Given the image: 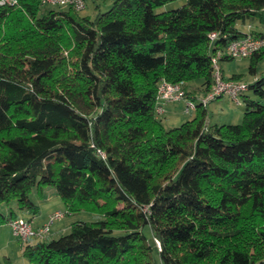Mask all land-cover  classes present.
<instances>
[{
  "label": "trees",
  "instance_id": "16d2710c",
  "mask_svg": "<svg viewBox=\"0 0 264 264\" xmlns=\"http://www.w3.org/2000/svg\"><path fill=\"white\" fill-rule=\"evenodd\" d=\"M171 1L112 0L94 17L0 5V224L18 211L31 221L30 193L48 186L68 214L98 217L23 243L31 264H264V48L249 56L239 123L210 124L198 104L164 128L154 112L161 79L204 94L217 51L264 36V0L156 11Z\"/></svg>",
  "mask_w": 264,
  "mask_h": 264
},
{
  "label": "rangeland",
  "instance_id": "374dc122",
  "mask_svg": "<svg viewBox=\"0 0 264 264\" xmlns=\"http://www.w3.org/2000/svg\"><path fill=\"white\" fill-rule=\"evenodd\" d=\"M112 0H86V7L79 11L81 15H89L90 17H94L98 11H104L110 7ZM184 3V0H175L168 2L156 9V11L167 10L170 8H174L180 6ZM44 8L53 9L58 8L55 5L45 4ZM241 27L240 24H238ZM250 63L249 57L242 58H230L227 60H220L219 66L222 74L226 76H230L232 74H237L240 76V79L243 81L251 82L253 80L254 75L249 73L248 66ZM257 75L264 77V59H261L256 65ZM191 83V82H189ZM188 88L190 84H187ZM190 89V88H189ZM250 97L257 98L252 90H248L246 92ZM264 101V99H262ZM184 104L183 101L170 102L165 104V112L159 116L161 120V124L164 128H172L175 126H179L181 123L191 120L194 117L195 111L185 112L183 110ZM243 103H235L233 100L229 99L226 96L218 97L213 101H210L206 106L207 118L210 124L214 123H239L242 119L243 115ZM173 169V168H171ZM164 173H170L168 167H164L156 172V178L159 180L162 179ZM47 189H51L54 192V197H49L48 201H40L41 198L37 196L35 191L30 193L31 200L38 205V213L42 215L45 214L46 210L54 205H60L62 200L57 195L55 190L48 186ZM11 206V204H10ZM9 207V206H8ZM12 207V206H11ZM15 212H17L15 207H12ZM7 210V205L0 204V211L5 213ZM98 217L87 211L76 212L73 215L66 214L61 217L59 220H56L52 226L54 227L56 232L51 234V237L56 238L65 232H68V228L66 231H59L61 228H57V223L59 222H69L73 220H96ZM52 231H53V227ZM144 234L150 239L151 235L149 233L148 227L145 226ZM36 239L32 238L31 242H34ZM0 264H31L26 260V258L22 254V242L16 239L12 233L10 228L6 224H0Z\"/></svg>",
  "mask_w": 264,
  "mask_h": 264
},
{
  "label": "built area",
  "instance_id": "2783aa9c",
  "mask_svg": "<svg viewBox=\"0 0 264 264\" xmlns=\"http://www.w3.org/2000/svg\"><path fill=\"white\" fill-rule=\"evenodd\" d=\"M16 3L17 0H0V5H13ZM41 3L57 7H70L76 11H81L86 7V0H41ZM209 36L213 38L215 33L212 32ZM262 48H264V36L246 34L230 41L225 49L217 51L211 57V87L206 93L197 95L196 97L187 96L183 81L170 82L166 79H161L158 82L155 96V115L160 116L165 112L166 103L181 100L183 101V110L185 112L195 111L198 104L206 107L210 101L222 96H226L239 104L240 94L247 88V84L241 79L224 78L218 60L222 55L232 58L249 57L253 52ZM66 214H68L66 209H55L38 226H34L30 220L22 216H10L6 219L5 223L10 228L12 235L23 244L32 238H46L51 231L52 224Z\"/></svg>",
  "mask_w": 264,
  "mask_h": 264
},
{
  "label": "crops",
  "instance_id": "0c3cea01",
  "mask_svg": "<svg viewBox=\"0 0 264 264\" xmlns=\"http://www.w3.org/2000/svg\"><path fill=\"white\" fill-rule=\"evenodd\" d=\"M249 27L250 26H243V29H245V30H247V29H249ZM54 192L51 190V189H47V187L44 189V191H43V195H42V197H41V200L40 201H48V198L49 197H54ZM40 198V197H39ZM59 204L60 205H54V206H52V207H50V208H48L47 210H46V212H45V214H41V213H36L35 215H33L32 217H31V222H32V224L34 225V226H38V225H40V224H42L45 220H46V218H47V216H48V214L49 213H51L53 210H55V209H64L65 208V205L63 204V202L62 203H60L59 202ZM19 216H22V217H29L30 215L29 214H25V213H21V212H19L18 211V213H17ZM73 214H75V213H71V214H69V215H73ZM74 221V220H73ZM71 222L72 221H69V222H65L66 224H64V222L62 221V222H59V223H57V228H61L60 230H58V232L59 231H66V229L67 228H69V225L71 224ZM5 224V223H4ZM54 224V223H53ZM53 227V226H52ZM57 230H55L54 229V227H53V231H52V228H51V233H50V237H51V234L52 233H54V232H56ZM27 242H31V239H29Z\"/></svg>",
  "mask_w": 264,
  "mask_h": 264
}]
</instances>
